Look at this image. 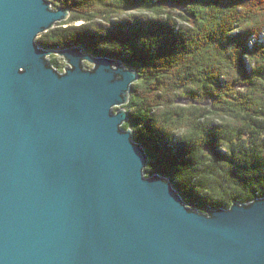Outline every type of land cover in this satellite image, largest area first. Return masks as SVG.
<instances>
[{
	"label": "water",
	"instance_id": "water-1",
	"mask_svg": "<svg viewBox=\"0 0 264 264\" xmlns=\"http://www.w3.org/2000/svg\"><path fill=\"white\" fill-rule=\"evenodd\" d=\"M69 15L0 0V264H264V197L199 212L145 175L149 156L122 128L133 69L38 45Z\"/></svg>",
	"mask_w": 264,
	"mask_h": 264
},
{
	"label": "trees",
	"instance_id": "trees-1",
	"mask_svg": "<svg viewBox=\"0 0 264 264\" xmlns=\"http://www.w3.org/2000/svg\"><path fill=\"white\" fill-rule=\"evenodd\" d=\"M46 1L70 17L40 47H81L137 73L122 128L147 152V177H166L199 212L264 197V0Z\"/></svg>",
	"mask_w": 264,
	"mask_h": 264
},
{
	"label": "rangeland",
	"instance_id": "rangeland-1",
	"mask_svg": "<svg viewBox=\"0 0 264 264\" xmlns=\"http://www.w3.org/2000/svg\"><path fill=\"white\" fill-rule=\"evenodd\" d=\"M179 12H181V10H178ZM127 13H131V14H140L139 12H137V11H128ZM69 17H70V15H69ZM99 23H101V24H106L104 21H98ZM82 22H78V23H76V25H79V24H81ZM260 41H264V33L263 34H261V37H260ZM83 52L84 53H87L86 51H84L83 50ZM48 59L50 60V59H55L56 61H57V64H58V67H55L54 65H52L54 68H56L59 72H64L65 70V68L66 67H68L69 65L67 64V62L64 60V58L63 57H61V56H58L57 54H53V55H51V56H49L48 57ZM83 66H84V69H91L92 68V64H90L89 62H87V61H85L84 63H83ZM130 97V96H129ZM129 97H128V99H129ZM177 103H178V105H180V106H190L192 103H190V101H189V99H187V98H181V99H179V100H177ZM203 105H208L209 104V102L206 100V101H204L203 103H202ZM127 105V104H126ZM209 106V105H208Z\"/></svg>",
	"mask_w": 264,
	"mask_h": 264
}]
</instances>
